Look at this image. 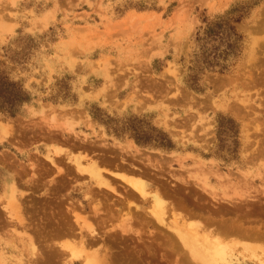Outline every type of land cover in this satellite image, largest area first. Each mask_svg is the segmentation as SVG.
I'll return each instance as SVG.
<instances>
[{
	"label": "rangeland",
	"instance_id": "1",
	"mask_svg": "<svg viewBox=\"0 0 264 264\" xmlns=\"http://www.w3.org/2000/svg\"><path fill=\"white\" fill-rule=\"evenodd\" d=\"M6 79L29 100L0 104V264H264V0H0Z\"/></svg>",
	"mask_w": 264,
	"mask_h": 264
},
{
	"label": "bare ground",
	"instance_id": "2",
	"mask_svg": "<svg viewBox=\"0 0 264 264\" xmlns=\"http://www.w3.org/2000/svg\"><path fill=\"white\" fill-rule=\"evenodd\" d=\"M91 122V123H90ZM89 123H90V125L91 126H93L94 124V122L93 121H90ZM256 123H258V122H256ZM53 163H54V160L52 161ZM96 165V164H95ZM78 166V165H77ZM78 168V170L79 171H83V169L79 166V167H77ZM82 170H81V169ZM98 168L99 167H97V165L95 166V168H94V170L96 171L95 173L97 174V177L100 179L101 177H104L103 176V174H102V172L100 171L99 172V170H98ZM93 171V170H92ZM92 175H93V173H92ZM104 180V179H103ZM100 182H102L101 180H99ZM129 181V183L133 186V188L135 189V190H137L138 192H139V194L142 196V198H144L145 196H146V193H147V190H146V187H145V185L143 184V183H138L137 181H133V180H128ZM107 183V182H106ZM17 184V183H16ZM106 185V184H105ZM11 189H12V193H15L16 191H17V189H16V186H15V184L14 185H12L11 186ZM114 190V189H113ZM17 195V194H16ZM16 195H15V197H16ZM18 196V195H17ZM13 197V196H12ZM14 197V198H15ZM153 202H154V204L155 205H157V210L158 211H156V210H151L152 211V214H154L155 215V217H156V219L158 220V221H160L161 223H164V221H165V216H166V214H167V211H166V208H165V203L163 202V200H162V198H161V196L159 195V194H157V193H154L153 194ZM164 198V197H163ZM93 209V211H95L94 213L96 214V213H98L99 211H98V208H92ZM98 211V212H97ZM174 215V214H173ZM176 216H178L177 214L176 215H174V217H176ZM180 216V215H179ZM178 216V217H179ZM194 216H195V214H194ZM178 217H176L177 218V220L179 221V219H178ZM187 217V216H186ZM193 217V216H192ZM180 218V217H179ZM205 218V217H204ZM137 219V218H136ZM181 220V224H182V219L183 218H180ZM185 219V218H184ZM175 221L177 224H175V227H174V225H172V227H170L171 226V223L169 224H167L168 225V227L170 228V229H172L173 230V232L175 233V235H176V237L179 239V241H181L182 243H184L186 246H190V251L191 252H193L194 254L195 253H197V252H202V251H204L205 250V252H207V254L208 255H227L229 252L231 253V249L233 248V245H231V244H226V243H223V242H221L220 240V237L218 236H214L215 238V240L214 241H212V240H210L209 238H207L208 236H209V233H210V235H214V234H211V232L212 231H208L209 229L208 228H206L205 229V227H203L200 223V225L199 224H197V223H194V221H193V223H190V222H192V221H190L189 222V225H188V221L186 220V223H183L182 224V226H180L181 224H179L178 223V221ZM185 220L183 221V222H185ZM195 221H196V219H195ZM198 221V220H197ZM221 221V220H220ZM220 221H218V222H220ZM132 222L133 221H131L130 222V224L132 225ZM200 222V221H199ZM212 222V221H211ZM217 222V221H216ZM217 222V223H218ZM222 222V221H221ZM207 224V223H206ZM211 224V223H210ZM221 224V225H220ZM214 225H216L217 226V224H214ZM62 226V225H61ZM65 226H67V225H63V228L65 227ZM124 226H126V225H124ZM218 226H221V228H223V227H225L226 228V230L225 229H223V230H217V232L219 231V233H220V235H221V231H228V232H231L232 234L235 232L236 234H243V235H245V236H247V237H251L253 234V232L252 231H248V230H242V228L241 227H238V226H228L226 223H219V225ZM113 227V226H112ZM120 227H121V225H120ZM67 228V227H66ZM130 227H129V225H127L125 228H124V230H123V227H122V230L124 231V232H128V229H129ZM214 228V227H213ZM220 228V227H219ZM65 229V228H64ZM64 229H63V232H55L56 234H55V236L54 237H58L59 239L60 238H62V237H60L61 235H69V237H70V234H72V235H75V236H77L76 235V231L74 230V227H71V228H68V229H65L66 231H64ZM208 229V230H207ZM214 231V230H213ZM96 231H95V229H90V234L91 235H93L94 233H95ZM258 233V235H254V236H260V238L262 237V235L261 234H259V232L260 233H262V234H264V231H260V230H258L257 231ZM98 234V233H97ZM96 234V235H97ZM203 234H205L206 235V237H205V241L204 242H201L202 240H203ZM228 234H230V233H228ZM228 234H225V235H228ZM252 234V235H251ZM52 235H53V233H52ZM71 235V236H72ZM224 235V234H223ZM224 235V236H225ZM66 236H64V237H66ZM81 236V235H80ZM201 236V237H200ZM53 237V238H54ZM68 237V236H67ZM78 237H79V235H78ZM94 237H96V236H94ZM210 237V236H209ZM253 237V236H252ZM33 238L34 237H31V240L32 241H34L35 242V240H33ZM77 238V237H76ZM92 238V237H91ZM211 238V237H210ZM263 238H264V236H263ZM262 238V239H263ZM30 239V238H29ZM69 239H71V237L69 238ZM72 239L74 240V242L76 241L75 240V238L72 236ZM72 240V241H73ZM79 240H80V243L84 246V247H86L87 245L88 246H91V244L90 243H92L91 242V240H87L86 238H84V236H82L81 237V239L79 238ZM96 240V239H95ZM89 241V242H88ZM92 241H93V239H92ZM78 242V241H77ZM198 242H201V244L199 245L198 244ZM72 243L73 242H71V245H67V244H70V243H67L66 245H67V247L69 248V246H73V245H75L74 243H73V245H72ZM76 243V242H75ZM228 243V242H227ZM229 243H230V241H229ZM61 244H64L65 245V243H61ZM80 244V245H81ZM90 244V245H89ZM33 245H35V244H33ZM65 245V246H66ZM78 245V244H77ZM95 245V244H94ZM81 247V246H80ZM66 248V247H65ZM249 248V247H248ZM251 248V247H250ZM61 249V248H60ZM73 249V248H72ZM63 250V249H62ZM96 250V249H95ZM94 250V251H95ZM59 251V250H58ZM70 251H71V249H70ZM73 251V250H72ZM250 251H252L251 249H250ZM249 251V252H250ZM256 253V251L255 250H253L252 252H250V253ZM94 253H96V252H94ZM100 253V252H99ZM98 253V254H99ZM83 254V253H82ZM253 255H256V254H253ZM100 256H103V255H100ZM85 263V262H84ZM113 264V263H112Z\"/></svg>",
	"mask_w": 264,
	"mask_h": 264
},
{
	"label": "trees",
	"instance_id": "3",
	"mask_svg": "<svg viewBox=\"0 0 264 264\" xmlns=\"http://www.w3.org/2000/svg\"><path fill=\"white\" fill-rule=\"evenodd\" d=\"M192 86L194 85L192 84ZM28 100L29 96L27 92L17 82L7 79L0 80V104L11 115H17L23 103ZM165 139L166 137L162 135L160 145L167 144L165 146H169L170 140H166L165 142Z\"/></svg>",
	"mask_w": 264,
	"mask_h": 264
}]
</instances>
